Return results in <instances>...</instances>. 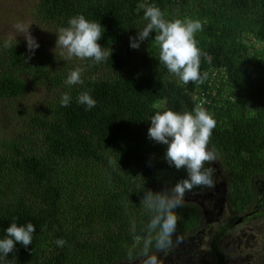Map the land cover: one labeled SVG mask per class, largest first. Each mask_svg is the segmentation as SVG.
Returning <instances> with one entry per match:
<instances>
[{
    "label": "trees",
    "instance_id": "1",
    "mask_svg": "<svg viewBox=\"0 0 264 264\" xmlns=\"http://www.w3.org/2000/svg\"><path fill=\"white\" fill-rule=\"evenodd\" d=\"M139 2L38 0L42 18L57 29L81 14L104 27L98 43L112 55L100 63L56 55L53 64L45 53L33 55L13 41L8 47L2 41L0 99L23 97L32 84L53 95L45 100L44 111H30L29 105L17 109L35 135L20 132L0 140V238L13 221L36 226L32 244L25 248L17 243L0 264H113L129 261V249L136 258L151 218L141 204L145 190H170L187 177L185 169L177 170L164 159L166 145L148 138L150 118L159 110L154 102L165 99V109L191 111L198 86V96L215 91L205 107L216 120L209 148L220 157L230 204L241 209L253 195L251 179L264 176V0ZM151 5L159 7L166 20L202 23L203 29L195 33L202 53L200 73L208 74L202 84H183L167 71L159 62L154 31L138 49L130 47V37L148 23L144 11ZM126 54L136 61L128 64ZM77 67L84 83L65 84ZM85 91L96 101L91 110L77 100ZM63 93L71 97L67 107L60 102ZM250 107H256L253 115ZM93 165L111 182V190L97 183L100 177ZM138 170L146 183L132 176ZM129 208L139 216L130 217L136 213L130 214ZM176 212L173 246L176 237L203 225L197 205L183 203ZM218 236L213 234L209 248L224 264ZM58 239L66 244L58 246ZM109 248L110 259L105 252ZM165 252L153 242L150 254Z\"/></svg>",
    "mask_w": 264,
    "mask_h": 264
},
{
    "label": "clouds",
    "instance_id": "2",
    "mask_svg": "<svg viewBox=\"0 0 264 264\" xmlns=\"http://www.w3.org/2000/svg\"><path fill=\"white\" fill-rule=\"evenodd\" d=\"M144 20L148 23L138 31L137 36L130 37V47L138 49L141 42L148 39L154 31L159 62L167 71L174 74L183 84H202L208 74L205 72L202 76L200 73L202 53L195 39V33L203 29L202 23L192 19L166 20L164 13L155 5L145 8ZM14 27L25 37L28 52L34 55L40 45L31 35L30 28L23 22H18ZM102 28L104 29L100 23L89 21L82 14L74 16L69 19L67 27H61L55 34L56 48L64 49L69 59H92L95 63L105 61L112 55V50L110 53L106 52L98 43L103 36ZM9 45L10 40H6L4 46ZM81 73L82 69L79 67L71 70L65 84L82 85L84 81ZM70 100L68 93L61 95L62 106L67 107ZM77 100L87 106L86 110H91L96 105V101L87 91L80 93ZM150 122L148 138L166 145L164 159L169 166H174L177 170L185 169L187 177L177 181L170 190H145L141 204L151 213V218L146 228L147 235L143 240L142 252L134 258L133 251L129 249V264H133L136 259H139V264H158L157 256L150 254V249L153 242L158 251H165L172 246V237L177 226L176 209L183 207L186 192H191L194 187L213 189L216 186L213 178L216 169L208 166L217 161L215 150L209 148L216 120L202 104H196L191 111L157 110L151 116ZM35 231L36 226L31 221L22 225L11 222L4 238H0V262L6 261L17 243L25 248L32 244ZM56 244L63 247L66 241L58 239Z\"/></svg>",
    "mask_w": 264,
    "mask_h": 264
},
{
    "label": "rangeland",
    "instance_id": "3",
    "mask_svg": "<svg viewBox=\"0 0 264 264\" xmlns=\"http://www.w3.org/2000/svg\"><path fill=\"white\" fill-rule=\"evenodd\" d=\"M150 2V0H140L141 5H147ZM18 22H23L30 28L31 35L37 40L39 43V48L35 51L45 53V55L51 56L54 63H56V55L60 56H66V51L62 48H56V33L58 32V29L53 26L52 24H49L45 22V20L42 18V15L40 14L38 10V0H0V48L1 51H3V42L6 40H10V42H15L19 45H21L23 48L27 49V41L23 35H20L14 27L15 24ZM3 41V42H2ZM251 44H253V41H251ZM261 44H257V46H260ZM56 48V49H55ZM55 49V50H54ZM55 51V53H54ZM130 54V53H127ZM126 54V55H127ZM127 61L128 64H131L132 62L136 61L137 58L127 55ZM72 60L79 59L76 57H72ZM126 69H123V71ZM31 89L28 93H26L23 97L17 98V99H0V140L2 139H9L11 136H16L20 132H26L28 134H34L33 128L27 123V121L20 116V114L17 112V109L19 107H22L24 105H29L30 111L35 110L37 111L40 109V111H44L45 106V100L49 99L53 93L46 89L45 87L40 86L39 84H32L30 85ZM200 87H197V91L194 93V96L197 100H199L200 96H198ZM154 106H156L159 110H164L166 108V101L165 99L157 100L154 102ZM33 108V109H32ZM256 111V107H250L249 108V114L253 115ZM27 115V114H26ZM217 154V153H216ZM220 157L217 154V161L208 165L210 167H214L216 169L214 175L218 178L216 181H219L220 174L217 172L220 168ZM207 167V165H205ZM91 168L96 169V176H99L100 178L97 180V183L102 186V189L104 191H109L112 188V184L104 174H102L98 170V166L93 165ZM94 170L91 169L89 172H93ZM224 171V170H223ZM186 172V171H185ZM141 170H138L132 176L137 177L139 180H142V182L146 183V180H144L141 176ZM187 174V172H186ZM221 175H225V171ZM96 181V180H95ZM96 182H94V185ZM203 190L200 192H197V194H193V192H186L185 194V200L192 201V203L196 204H202L205 208H207V199L203 198V195L206 193L209 189L208 188H202ZM139 194H141L138 191ZM203 194V195H202ZM184 204H190V203H184ZM192 205V204H190ZM207 208V217L208 222L204 227V242L201 246V258L199 260L196 259L193 261L197 264H211L212 259L214 258V255L211 253L210 248L207 246L208 242L207 239L210 236V232L212 229L216 227V225L219 223L217 220V216L214 214L209 213ZM132 211H129L130 214L136 213L134 216H130L132 218H137L139 216V213L134 208ZM149 215L146 210L145 213V219H148ZM243 232H241L239 229H231L230 232H227L226 237H223L222 240L220 239L219 247L221 248V251L224 253L226 251L231 250L232 241L230 240V237L232 236H238L237 234L241 235ZM140 236L135 237V241H139ZM186 242H183V239H180L178 241V245L171 246L166 251H169L168 253H171L168 255L165 253H158L157 261L158 264H172L171 258L172 256H176L179 264H188V261L185 262L186 255L193 254L192 251L187 253V247L185 246ZM106 257L110 259L109 253L111 252V249H106ZM206 254L203 256V254ZM226 257H229V253H226ZM124 261V262H122ZM113 264H129V261L125 260H117L112 262ZM133 264H139V261L133 262ZM228 264H231L228 262Z\"/></svg>",
    "mask_w": 264,
    "mask_h": 264
},
{
    "label": "flooded vegetation",
    "instance_id": "4",
    "mask_svg": "<svg viewBox=\"0 0 264 264\" xmlns=\"http://www.w3.org/2000/svg\"><path fill=\"white\" fill-rule=\"evenodd\" d=\"M217 172L220 174V179L216 181L218 178L215 175L213 176L216 182L215 188L209 189L204 193L207 195L202 194L203 198L207 199L206 205L210 206L208 209L209 213L217 216L219 221L210 232L207 246L209 247L213 234L214 237L218 236L221 230V234L216 239V245L221 251L219 247L220 239L222 240L223 237H226L227 232H230L231 229H239L243 232L241 235L237 234L238 236L230 237L232 241L231 250H225L224 253L221 251L225 258L224 264H228V262L231 264H264V176L257 175L251 179V189L253 191L251 200L245 204L243 203L244 206L237 210L230 204L227 179L225 175H221V172H224L223 169H218ZM184 203L194 204L189 200ZM196 205L202 213V227H197V230L186 231L182 236L175 238V245H178V241L183 239V242H186L187 253L193 252V254L191 253V255H186L185 257V262L188 261V264H193L196 259L199 263V260L202 259L201 246L205 239L204 227L208 222V218L206 219L208 206L205 208L202 204ZM217 227H220V230ZM168 252L167 254L170 255L171 253ZM227 252L229 257H226ZM204 255L206 254L204 253ZM217 257H219V254L214 255L211 264H219ZM136 261L138 262L139 260ZM171 262L172 264H179L176 256H172ZM194 264H197V261Z\"/></svg>",
    "mask_w": 264,
    "mask_h": 264
},
{
    "label": "built area",
    "instance_id": "5",
    "mask_svg": "<svg viewBox=\"0 0 264 264\" xmlns=\"http://www.w3.org/2000/svg\"><path fill=\"white\" fill-rule=\"evenodd\" d=\"M199 96L200 98L199 100H197V104H202L203 107L205 108L209 103L211 96H215V91L211 92V96H208L207 91H202Z\"/></svg>",
    "mask_w": 264,
    "mask_h": 264
}]
</instances>
